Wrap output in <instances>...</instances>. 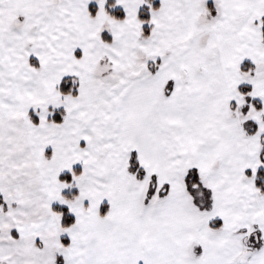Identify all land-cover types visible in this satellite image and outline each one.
Listing matches in <instances>:
<instances>
[{"label": "snow or ice", "instance_id": "obj_1", "mask_svg": "<svg viewBox=\"0 0 264 264\" xmlns=\"http://www.w3.org/2000/svg\"><path fill=\"white\" fill-rule=\"evenodd\" d=\"M0 264H264V0H0Z\"/></svg>", "mask_w": 264, "mask_h": 264}]
</instances>
